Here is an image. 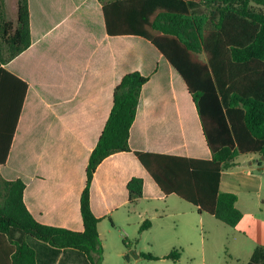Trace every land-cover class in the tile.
<instances>
[{"label": "crops", "instance_id": "obj_1", "mask_svg": "<svg viewBox=\"0 0 264 264\" xmlns=\"http://www.w3.org/2000/svg\"><path fill=\"white\" fill-rule=\"evenodd\" d=\"M4 3L5 21L12 23L14 17L15 29L18 0L11 15L9 1ZM104 5L100 0H28L32 45L12 59L7 46H0V189L3 181H23L24 202L35 220L74 232L84 231L80 202L90 156L110 116L114 89L128 73L149 77L130 131L132 151L212 159L182 75L147 39L110 36ZM127 6L120 32L133 33L130 26L136 24L130 20L138 15L135 7ZM248 82L246 75L239 78L235 91L245 90ZM23 83L28 85L26 96ZM135 177L144 180V193L131 202L127 185ZM220 192L235 194L243 214L233 228L232 250L253 255L254 248L246 249L250 241L255 249L264 246V157L238 156L222 172ZM174 198L162 192L133 152L106 158L91 186L92 211L100 219L102 264L109 257L119 262L132 250L140 257L136 235L151 233L156 220L172 209ZM137 208L142 210L139 221ZM146 221L150 224L140 232ZM24 241L36 251L38 264H90L75 249H56L29 236ZM13 249L0 235V264H10Z\"/></svg>", "mask_w": 264, "mask_h": 264}, {"label": "trees", "instance_id": "obj_2", "mask_svg": "<svg viewBox=\"0 0 264 264\" xmlns=\"http://www.w3.org/2000/svg\"><path fill=\"white\" fill-rule=\"evenodd\" d=\"M104 3L107 32L110 36L134 35L154 44L184 78L201 118L212 159H190L132 151L129 139L136 119L143 86L149 77L139 72L125 75L113 93V107L87 167V183L81 196L83 232L40 224L24 202L23 181H3L0 189V235L14 245L10 264H38L36 251L24 241L32 237L56 249H75L86 255L90 264H102L103 249L98 231L100 219L91 207V186L99 165L119 152H133L166 196L176 195L232 228L242 220L236 207L237 196L221 193L222 172L235 164L238 156L264 157V71L249 73L256 64L264 68V0H100ZM108 2V3H107ZM4 0H0V46H7L9 59L32 45L28 0L18 1L17 26L5 21ZM126 5V6H123ZM136 8L133 33L124 27L125 7ZM213 30L202 33L196 42L185 38V26L198 22L199 10ZM127 21V20H126ZM162 21H167L165 26ZM205 21V20H204ZM202 26H200L201 29ZM140 30V32H137ZM4 73L0 71V75ZM249 80L245 90L235 91L239 78ZM19 83H22L17 79ZM26 96L28 85L23 83ZM22 103L18 105V122ZM131 202L143 197L144 180L132 178L128 185ZM146 221L141 226L143 232ZM20 235L17 237V235ZM138 240L135 241V244ZM262 253L264 246L256 253ZM255 253V254H256ZM141 258L160 260L148 253ZM181 252L172 251L167 260H179ZM255 264V263H249Z\"/></svg>", "mask_w": 264, "mask_h": 264}, {"label": "rangeland", "instance_id": "obj_3", "mask_svg": "<svg viewBox=\"0 0 264 264\" xmlns=\"http://www.w3.org/2000/svg\"><path fill=\"white\" fill-rule=\"evenodd\" d=\"M8 1L11 9L9 15H11L10 12L14 11L17 0ZM202 13L208 14L209 12L201 8L199 10L201 19L185 26L181 32L185 38L199 46L198 52L202 58H205V52L196 41L200 39L202 33L211 31L213 28L209 21L202 17ZM11 19V24L14 26L16 19L14 17ZM162 23L165 26L168 25L167 21H162ZM200 26H202L201 29ZM250 67L255 70L249 73L252 78L256 77V72L264 71L262 66L256 64H251ZM174 199L175 202L169 203L172 209L162 219L156 220L151 233L143 237L136 235L139 240L136 250L159 257L160 260L151 261L141 257L137 258L131 256L127 251L122 259H119V262L116 257H109L108 264H263L262 253H256L261 249V246L255 249L256 243L250 241L246 249L254 248L253 255L234 252L231 248V245L235 244L232 239L233 228L209 214L199 215L195 206L178 197ZM147 207L148 204H142L143 209ZM140 212L142 210L137 208V221L141 220ZM237 245L240 244L237 243ZM173 250L181 252V258L179 260L164 259V256L169 255Z\"/></svg>", "mask_w": 264, "mask_h": 264}, {"label": "water", "instance_id": "obj_4", "mask_svg": "<svg viewBox=\"0 0 264 264\" xmlns=\"http://www.w3.org/2000/svg\"><path fill=\"white\" fill-rule=\"evenodd\" d=\"M131 256H135V257H139V255L138 254H136V251L135 250H132V251H130V253H129ZM128 258V257H127Z\"/></svg>", "mask_w": 264, "mask_h": 264}]
</instances>
